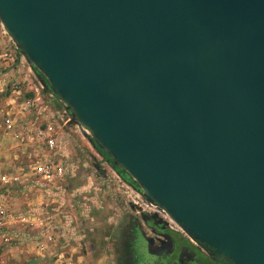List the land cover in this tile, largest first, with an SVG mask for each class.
Wrapping results in <instances>:
<instances>
[{
  "label": "water",
  "instance_id": "1",
  "mask_svg": "<svg viewBox=\"0 0 264 264\" xmlns=\"http://www.w3.org/2000/svg\"><path fill=\"white\" fill-rule=\"evenodd\" d=\"M0 25L188 240L264 264V0H0Z\"/></svg>",
  "mask_w": 264,
  "mask_h": 264
},
{
  "label": "rangeland",
  "instance_id": "2",
  "mask_svg": "<svg viewBox=\"0 0 264 264\" xmlns=\"http://www.w3.org/2000/svg\"><path fill=\"white\" fill-rule=\"evenodd\" d=\"M26 67L27 63L24 57H20L14 43L0 25V115L8 113L17 127H15L16 130L24 122L28 124L34 120V115L31 113L27 114V112L21 110L20 101L25 97L32 96L37 82H41L33 69L30 67V71H26ZM24 72L29 74L27 82L21 81ZM15 82L19 85L20 95L12 91V86ZM43 90L48 91V88L43 86ZM48 107L64 108L56 97L49 101ZM67 115L70 116L71 121L66 124V127L68 126L66 133L68 135L65 136L66 140L63 144V154H66V156L63 155L62 157L63 159L64 157L66 158L67 164L70 163L73 168L78 167L80 171L68 176L61 182V186L64 188L61 193L56 188L46 192L43 185L35 183L29 191L17 192L14 196L21 201L35 196L42 197V200H46L47 203V205H42L44 207L43 213L54 214V219H60L56 223L62 222V215L71 216L69 228L73 230L72 227H74L73 231L76 229V232L80 235L83 234L82 242L86 241V248H92V256L94 258L100 257L101 264H122V261L125 260L123 257H129L131 250L126 242L134 240L136 238L135 235L139 234V231L143 235L148 232L146 225L141 219L142 214L130 202L137 190L130 186L129 195H126L125 191L127 189L125 186L120 185L114 175L109 173V165L93 147L89 140V133L81 129L79 124L72 120L68 110ZM0 134H4V138L0 142V160L2 165L8 166L7 163L14 161L19 166L26 167L29 162L35 160L32 157L33 148H35L34 145H31L33 143L32 140L20 143L13 138L10 139L7 136L8 134L3 132V129L0 130ZM13 154H16V159H13ZM15 190L16 188L9 190L7 197H13L12 192ZM71 198H75L78 201V209L80 211L86 206L89 207L82 213L81 218H76L79 210L74 209ZM69 204H72V206L70 207ZM19 208H23V204H20ZM74 220L75 222H73ZM52 227V229H56L54 226ZM170 229L183 235L175 225L171 224ZM119 243H124L125 246L120 247ZM95 245L98 247H95ZM138 251L140 255H147L146 251ZM127 252L128 255H125ZM17 258V256L10 254L7 259L3 258L0 264H10L11 260H16ZM40 264L52 263L51 261H46Z\"/></svg>",
  "mask_w": 264,
  "mask_h": 264
},
{
  "label": "crops",
  "instance_id": "3",
  "mask_svg": "<svg viewBox=\"0 0 264 264\" xmlns=\"http://www.w3.org/2000/svg\"><path fill=\"white\" fill-rule=\"evenodd\" d=\"M67 128L68 126L62 129L59 138L58 152L60 155H58V158L66 165V175L72 176L80 170H78V167L73 168L70 163L67 164L66 158L64 157L63 159L62 157L64 155L63 144L66 140L65 136L68 135L66 133ZM3 138L4 134H0V142ZM10 139L12 138L10 137ZM31 145L35 146V148H33L34 153H32L34 159H37L39 156L47 155L39 144L33 142ZM13 155V159H16V154ZM64 156H66V154ZM7 165L8 166L2 165V161L0 160V201L5 199L8 205V210L3 218V225L0 227V261H3V258L7 259V256L12 254L18 258L16 260H11L10 264H40L46 261H51L52 264H58V262L64 261H70L71 264H85L88 261L101 264L102 262L99 260L100 257L97 256L94 258V256H92V248H86V241L82 242V238L84 237L83 234L80 235L76 232V229L73 231L74 227H72L73 230L69 228L71 216L62 215L61 223L60 221L56 223V221L60 219H52L50 222L51 224H48L49 221L45 218L48 213H43L44 207H42V205H47L46 200H42V197L35 196L30 198L25 197L26 199L21 201L14 196L17 192H23L24 190L29 191L35 183L39 182L24 170L26 169L25 167L19 166L16 162L11 161L7 163ZM14 175H19L20 182L8 184L3 182L2 178ZM13 188H16V190L12 192L14 198L7 197V194L10 192L9 190ZM49 190L51 189L44 188L46 192H49ZM71 200H73L74 209L79 210L76 214V218H81L82 213L89 207L86 206L80 211V209H78V201L75 198H71ZM20 204H23V208H19ZM73 222H75V220ZM52 226L56 229H52ZM46 231H51L53 233L54 241L50 244H44L43 248H39L38 243L42 240V235ZM4 234H6V237ZM95 247L98 246L95 245Z\"/></svg>",
  "mask_w": 264,
  "mask_h": 264
},
{
  "label": "built area",
  "instance_id": "4",
  "mask_svg": "<svg viewBox=\"0 0 264 264\" xmlns=\"http://www.w3.org/2000/svg\"><path fill=\"white\" fill-rule=\"evenodd\" d=\"M21 56L22 55L20 54V57ZM30 67L31 66L27 63L26 71H30ZM28 78V72H24L21 81L27 82ZM12 91L17 95H20L19 85L16 82L12 86ZM32 93V96L25 97L20 101V107L21 110L27 112V114L31 113L34 115V120L28 124L24 122V124H21L16 130V125L13 119L10 118L8 113H4L0 115V130L3 129L5 134H8V136L17 141L23 142L32 140L39 144L47 155L39 156L37 159L30 162L24 170L47 189L56 188L59 189V192H63L64 188L61 186V182H63L68 176L66 175V165L58 158V155H60L58 152V142L62 129L66 127V124L69 121H71V118L67 115V110L65 108L57 109L48 107L49 101L54 99L55 96L50 91L43 90L41 82H37V86L33 89ZM108 170L109 173L117 178L121 186H125L127 189L125 192L128 196L130 185L123 181L112 167L109 166ZM2 180L6 184L20 182L19 175L2 178ZM133 197L134 198L130 199V202L140 214L145 213L148 216H152L158 219L159 222L166 224L169 228H171V224L174 226V223L169 219L166 213L159 206L146 200L139 191L135 192ZM69 206L71 207L72 204H69ZM7 210L8 205L4 199L3 201H0V227L3 225V218ZM53 215L54 214H48L45 216L49 221L48 224H51V220L55 218ZM4 236L6 237L5 234ZM42 236V240L38 243L39 248H43L44 244H50L54 241V236L51 231L44 232ZM58 264L71 263L70 261H64L58 262ZM85 264L97 263L94 261H88Z\"/></svg>",
  "mask_w": 264,
  "mask_h": 264
},
{
  "label": "flooded vegetation",
  "instance_id": "5",
  "mask_svg": "<svg viewBox=\"0 0 264 264\" xmlns=\"http://www.w3.org/2000/svg\"><path fill=\"white\" fill-rule=\"evenodd\" d=\"M141 219L147 227L148 235L138 230L136 238L126 242L131 250L129 255L128 252L125 254L129 257H123L125 260L122 264H230L211 248L191 242L166 224L158 222V219L152 216ZM119 246L125 245L119 243ZM138 250L146 251L147 255H140Z\"/></svg>",
  "mask_w": 264,
  "mask_h": 264
},
{
  "label": "trees",
  "instance_id": "6",
  "mask_svg": "<svg viewBox=\"0 0 264 264\" xmlns=\"http://www.w3.org/2000/svg\"><path fill=\"white\" fill-rule=\"evenodd\" d=\"M33 69V71L35 72V74L38 76V78L40 79V81H41V83L43 84V86H45V87H47V85H46V83H45V81L42 79V77H41V75L34 69V68H32ZM48 88V87H47ZM48 91H49V89H48ZM59 105V104H58ZM69 111V110H68ZM94 147V146H93ZM95 148V147H94ZM95 150L101 155V157L108 163V165L110 166V167H112L113 169H114V171L117 173V175L123 180V181H125V182H127L126 181V178L124 177V171L122 170V169H120V168H118L117 166H115L114 164H112V162L110 161V158H109V156H107L106 154H104L101 150H99V149H96L95 148ZM131 187H133V188H135L134 187V184H133V182H127Z\"/></svg>",
  "mask_w": 264,
  "mask_h": 264
},
{
  "label": "bare ground",
  "instance_id": "7",
  "mask_svg": "<svg viewBox=\"0 0 264 264\" xmlns=\"http://www.w3.org/2000/svg\"><path fill=\"white\" fill-rule=\"evenodd\" d=\"M85 130V132H87L88 133V130L87 129H84Z\"/></svg>",
  "mask_w": 264,
  "mask_h": 264
}]
</instances>
